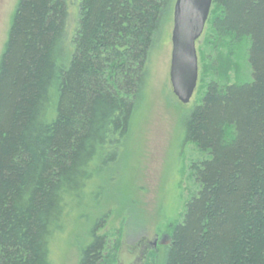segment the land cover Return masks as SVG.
Wrapping results in <instances>:
<instances>
[{
	"label": "trees",
	"instance_id": "16d2710c",
	"mask_svg": "<svg viewBox=\"0 0 264 264\" xmlns=\"http://www.w3.org/2000/svg\"><path fill=\"white\" fill-rule=\"evenodd\" d=\"M175 1L79 0L67 57L66 0H18L0 56V264H50L54 233L107 140L129 131ZM205 38L201 92L182 122L203 157L165 264H264V0H212ZM241 44L250 80L231 83L239 70L225 48ZM89 236L78 264H115L104 237Z\"/></svg>",
	"mask_w": 264,
	"mask_h": 264
},
{
	"label": "rangeland",
	"instance_id": "374dc122",
	"mask_svg": "<svg viewBox=\"0 0 264 264\" xmlns=\"http://www.w3.org/2000/svg\"><path fill=\"white\" fill-rule=\"evenodd\" d=\"M17 3L0 0V56ZM66 8L64 48L69 57L78 25L79 0H66ZM172 29L173 10L150 48L146 85L135 101L129 131L123 138L113 136L107 140L98 173L82 197L71 201L66 221L54 233L50 264H78L80 249L90 241L93 228L104 237V255L115 258V264H165L171 238L169 226L182 220L185 203L194 191L195 185L188 177L190 166L203 157L193 144L184 143L182 122L201 92L198 55L207 54L210 48L205 25L196 42L197 88L190 102L183 105L174 96L169 78ZM246 49L244 44L225 48L233 52L239 70L237 76L231 73V83L250 80Z\"/></svg>",
	"mask_w": 264,
	"mask_h": 264
},
{
	"label": "water",
	"instance_id": "95a60500",
	"mask_svg": "<svg viewBox=\"0 0 264 264\" xmlns=\"http://www.w3.org/2000/svg\"><path fill=\"white\" fill-rule=\"evenodd\" d=\"M212 0H176L173 7L170 84L177 100L190 102L198 82L196 42L209 18Z\"/></svg>",
	"mask_w": 264,
	"mask_h": 264
},
{
	"label": "flooded vegetation",
	"instance_id": "af4514ba",
	"mask_svg": "<svg viewBox=\"0 0 264 264\" xmlns=\"http://www.w3.org/2000/svg\"><path fill=\"white\" fill-rule=\"evenodd\" d=\"M166 238H167V237H166ZM156 244H157V243H156V240H155L154 243H153V246H156Z\"/></svg>",
	"mask_w": 264,
	"mask_h": 264
}]
</instances>
